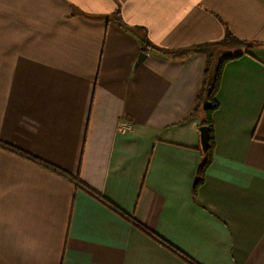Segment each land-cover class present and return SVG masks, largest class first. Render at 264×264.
Masks as SVG:
<instances>
[{
  "label": "crops",
  "instance_id": "0c3cea01",
  "mask_svg": "<svg viewBox=\"0 0 264 264\" xmlns=\"http://www.w3.org/2000/svg\"><path fill=\"white\" fill-rule=\"evenodd\" d=\"M227 31L264 43V0H0V264H264V47L224 67L196 195L207 57L165 53Z\"/></svg>",
  "mask_w": 264,
  "mask_h": 264
},
{
  "label": "trees",
  "instance_id": "16d2710c",
  "mask_svg": "<svg viewBox=\"0 0 264 264\" xmlns=\"http://www.w3.org/2000/svg\"><path fill=\"white\" fill-rule=\"evenodd\" d=\"M116 22L119 26L125 30L131 31L136 34L142 44L144 51L147 52L151 50H157L159 52H164L160 49H157L155 46L151 44L148 40L147 35L145 34V30L139 27H128L123 23L122 19L117 18ZM264 47V43H255L249 42L246 40H242L234 36L230 31H227L223 40L217 43H209L202 44L197 47L177 51V52H165L168 54H175L179 56H188L191 53H201L207 57V69L204 77L203 89L197 97L196 106L193 110L192 115H196L200 113L202 125L201 127L209 128V148L206 153L202 152V163L194 184V195L197 194L198 189L204 184L205 177L208 169L211 167L214 161V149H215V134H214V122L213 115L218 110L219 104L217 102L216 96L218 90L220 88L222 74L225 65L232 60L241 58L243 56V52L251 51L255 48ZM11 151L25 156L26 158L32 160L35 163H38L49 169L55 173L63 175L64 172H61L55 167H52L48 164L42 163L40 160L29 156L19 150L11 148ZM65 175V174H64ZM73 178L71 177V180ZM78 181V179H74Z\"/></svg>",
  "mask_w": 264,
  "mask_h": 264
},
{
  "label": "water",
  "instance_id": "95a60500",
  "mask_svg": "<svg viewBox=\"0 0 264 264\" xmlns=\"http://www.w3.org/2000/svg\"><path fill=\"white\" fill-rule=\"evenodd\" d=\"M146 58L145 53H141L138 59V64L141 63ZM200 137H201V148L202 152L206 153L209 148V128L201 127L200 128Z\"/></svg>",
  "mask_w": 264,
  "mask_h": 264
},
{
  "label": "built area",
  "instance_id": "2783aa9c",
  "mask_svg": "<svg viewBox=\"0 0 264 264\" xmlns=\"http://www.w3.org/2000/svg\"><path fill=\"white\" fill-rule=\"evenodd\" d=\"M130 129H131V125L129 123H125L122 125L121 132L124 133L129 131Z\"/></svg>",
  "mask_w": 264,
  "mask_h": 264
}]
</instances>
